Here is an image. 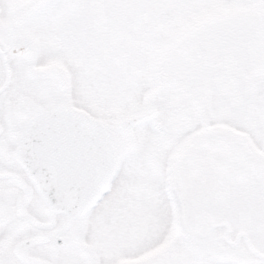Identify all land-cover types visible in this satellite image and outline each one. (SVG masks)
Returning a JSON list of instances; mask_svg holds the SVG:
<instances>
[{
  "label": "snow or ice",
  "instance_id": "1",
  "mask_svg": "<svg viewBox=\"0 0 264 264\" xmlns=\"http://www.w3.org/2000/svg\"><path fill=\"white\" fill-rule=\"evenodd\" d=\"M0 264H264V0H0Z\"/></svg>",
  "mask_w": 264,
  "mask_h": 264
}]
</instances>
